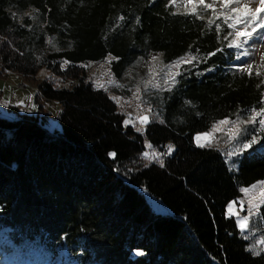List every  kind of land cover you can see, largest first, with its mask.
<instances>
[{
    "label": "trees",
    "instance_id": "obj_1",
    "mask_svg": "<svg viewBox=\"0 0 264 264\" xmlns=\"http://www.w3.org/2000/svg\"><path fill=\"white\" fill-rule=\"evenodd\" d=\"M228 35L221 18L176 11L170 0H0V75L33 80L46 69L52 76L36 79L38 99L62 106L55 132L40 115L0 114V233L10 228L2 234L16 261L264 264L244 238L264 234V203L246 232L225 213L241 187L264 179V148L245 150L233 169L218 148L194 144L213 122L262 105L264 83L234 70ZM152 52L166 62L197 59L175 86L150 93L155 117L140 133L81 63L112 55L121 79ZM258 134L264 144V129ZM146 140L174 151L161 165L130 168ZM142 188L173 214L155 213Z\"/></svg>",
    "mask_w": 264,
    "mask_h": 264
},
{
    "label": "rangeland",
    "instance_id": "obj_2",
    "mask_svg": "<svg viewBox=\"0 0 264 264\" xmlns=\"http://www.w3.org/2000/svg\"><path fill=\"white\" fill-rule=\"evenodd\" d=\"M205 3L212 4V7L205 10L204 6L195 3V0L193 2L175 0V3L171 4L176 11L192 13V10L195 9V12L198 11L202 14L209 13L210 16L221 18L224 23L225 17H230L228 22L225 23L227 24L229 33H232V35H228L230 36V42L235 38L234 34L236 30L245 28L246 21L242 15L244 5H247L248 8L253 10L259 6L258 2H250V0H241L240 5L233 3L228 8L223 7L220 0H205ZM231 8H239L240 12H231ZM237 15H241V22L236 24V28H230L228 25L235 23V17ZM260 15L264 17V13ZM258 23H264V20H253L248 25V30L251 31V28ZM236 50L239 58H236L234 61V70L245 71L242 70L243 65L251 64L252 68L250 71L255 73V75L256 72H259L260 75L258 77L264 83V28H257L252 37L241 48H236ZM182 57L188 60L192 56L185 54L176 60L166 62L161 52H152L147 58L137 60L121 79H117L111 70L110 62L113 60L112 55H109L102 62L88 61L81 63V65L86 68L88 78L96 88L107 91L112 98H115L117 110L124 115V123L128 121L126 125H132L137 131L139 129L138 132L144 133L147 123H142V118L146 116L149 121L150 118L155 117V111L148 104L149 95L153 91L166 90L175 86L178 76L177 73L180 72L183 65L188 64L181 61ZM51 76L49 71L42 69L36 75V79ZM173 78L175 83L173 82ZM36 79H28L20 73L11 71L6 75H0V114L9 118H16L19 114L40 115L44 119L50 132L60 130L59 114L62 106L54 100L38 99ZM109 81H113V83H109ZM69 84L70 82L68 81L59 83L61 86ZM100 85H103V87H100ZM11 107H16L18 112L11 109ZM251 114L252 110L245 117L234 116L213 122L208 130L195 134L194 144L198 146V142L195 139L198 134L210 132L211 135L207 138L202 137L199 143L205 144V147L218 148L223 153L229 167L237 169L238 158L245 150H249L257 144V149L261 150L264 148V144L259 142L260 136L258 134L262 130L259 125V120L264 119V116L257 117V122L253 124L248 122ZM222 120H227L229 123L219 124L218 122ZM214 125L215 129L213 128ZM253 136L258 138L257 143L252 144L249 148H244L243 144L251 140ZM230 137L232 138L230 139ZM169 145L172 146L171 150L168 147ZM173 151L174 145L172 143H169L164 149H156L146 140L143 154L130 163L129 167L134 168L140 164L148 165L150 163L161 165L164 155H171ZM229 152H232L233 155L229 156ZM259 181H264V179ZM251 185L241 187V195L230 201L225 210L227 216L234 217L236 224L238 219L248 217L246 221L247 227L243 231L237 224L241 232L248 230L251 218L259 213L260 207L263 204L261 201L264 200V185L258 184L255 189H252ZM243 188H249V192H242L241 189ZM142 192L145 194L150 207L155 213L163 215L173 214V211L167 205L160 199L152 196L145 188H142ZM231 202L235 203L230 213L228 206ZM254 205H259V207H254ZM5 230H10V228H4L2 231L4 232ZM3 232L0 233V264H75L68 262L66 257L53 259L42 254L35 255L32 260L16 261L15 256L10 251V247L7 245L6 236L2 234ZM247 237L249 246L254 252H264V243L261 242L264 241L263 233H253Z\"/></svg>",
    "mask_w": 264,
    "mask_h": 264
},
{
    "label": "snow or ice",
    "instance_id": "obj_3",
    "mask_svg": "<svg viewBox=\"0 0 264 264\" xmlns=\"http://www.w3.org/2000/svg\"><path fill=\"white\" fill-rule=\"evenodd\" d=\"M170 2L171 3H175V0H170ZM186 2H193V0H186ZM250 2H258L259 6L256 7L253 10V9L248 8L247 5H244V11H243L242 15H243V17L245 18V21H246L245 28L244 29H238V30L235 31V34H234L235 38L231 42L228 43V45H227L228 48H237V49L241 48L242 45L244 43H246L247 40L252 37L253 33L256 32L257 28H264V23H258V24H256L255 26H253L251 28V31L248 30V25H250L253 20H264V17H262L260 15L261 13H264V0H250ZM195 3L203 5L205 10L212 7V4L205 3V0H195ZM220 3L222 4L223 7L228 8V6L233 4V3H235L236 5H240L241 4V0H220ZM192 11L194 13L195 9H193ZM230 11L231 12H240V9L239 8H231ZM229 18L230 17H225V23L228 22ZM240 22H241V15H237L235 17V23L229 24L228 26L230 28H236V24L240 23ZM211 23H214V21L210 20L209 24H211ZM229 35H232V33H229ZM217 51H220V49H217ZM209 55L210 56H214V55H216V52L209 53ZM237 58H239V56H237ZM112 59H116V58L113 57ZM153 59H155V57H153ZM194 59H197V57L192 56L188 60H185L182 57L181 61L185 62V63H191V61L194 60ZM251 68H252L251 64H245V65H243L242 70L248 71V75L251 76L253 74L250 71ZM207 71H211V69L209 68V69H207ZM177 75H179V73H177ZM256 75L259 76L260 73L256 72ZM173 82L175 83L174 78H173ZM109 83H113V81H109ZM100 87H103V85H100ZM113 99H115V98H113ZM186 103H191V102L190 101H186ZM261 104L264 105V101H261ZM261 116H264V106H261L258 110L257 109H253L252 110V114L250 115V118H249L248 122L255 124L257 122V117H261ZM127 123H128V121H125V124H127ZM142 123H148V117H146V116L143 117L142 118ZM218 123L219 124H227V123H229V121L222 120V121H219ZM259 125H260L261 129H264V119H260L259 120ZM213 128L215 129V125L213 126ZM138 131H139V129H138ZM210 135H211L210 132L209 133L198 134L197 137L195 138L197 140V142H198V146L199 147H205L206 145L203 144V143H199V141H200V139L202 137L207 138ZM231 138L232 137H230V139ZM257 139H258L257 137L253 136L251 140H249L247 143L243 144V147L244 148L251 147L252 144L257 143ZM168 147L171 150L172 146L169 145ZM110 155L115 156V153H110ZM145 155H147V154L145 153ZM228 155L231 156V155H233V153L229 152ZM258 184L259 185H264V181L256 182L255 184L251 185V188L255 189ZM241 191L247 193V192H249V188H243V189H241ZM234 203L235 202H231L229 204V206H228L230 213H231V208H232ZM261 203H264V200H262ZM254 207L258 208L259 205H254ZM233 215H235V214H233ZM247 219H248V217H243V218L237 220V224L241 228L242 231L247 227V224H246ZM244 238L247 239L248 237L245 236ZM261 242L264 243V241H261ZM253 254L259 255L260 253L259 252H254Z\"/></svg>",
    "mask_w": 264,
    "mask_h": 264
}]
</instances>
